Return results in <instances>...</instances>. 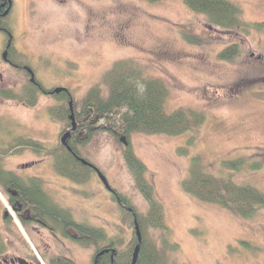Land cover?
Segmentation results:
<instances>
[{
	"label": "rangeland",
	"instance_id": "374dc122",
	"mask_svg": "<svg viewBox=\"0 0 264 264\" xmlns=\"http://www.w3.org/2000/svg\"><path fill=\"white\" fill-rule=\"evenodd\" d=\"M231 1L240 6L245 21L264 23V0ZM12 7L5 21L13 33L14 55L34 69L47 89L66 87L81 119L87 117L84 100L93 88L108 97L106 76L119 61L131 66L130 74L141 90L149 80L165 85L167 112L185 109L204 115L201 124L178 135L146 131L126 135L121 114H111L97 121L111 130H97L78 144L80 155L146 215L150 202L137 187L126 148L144 163L166 224V228L149 224L147 232L165 264H264V206L243 217L199 199L183 186L192 159L198 156L208 173L264 192V27L249 32L222 28L192 11L185 0H13ZM6 40L0 31V88L25 90L29 76L3 58ZM235 43L240 55L232 61L220 59L221 50ZM56 104L53 95H41L35 106L0 95L2 166L23 178L39 177L58 206L78 222L120 240L118 249L123 251L136 229L98 173L79 183L55 167L51 152L64 145L61 137L72 130V122L69 127L67 120L51 114ZM19 137L46 149L37 152L21 145ZM235 159H243L244 166L223 167L224 161ZM0 232L6 244L0 264H20L19 258L48 264L53 256L92 263L91 244L61 233L56 237L36 222L23 223L1 185Z\"/></svg>",
	"mask_w": 264,
	"mask_h": 264
},
{
	"label": "trees",
	"instance_id": "16d2710c",
	"mask_svg": "<svg viewBox=\"0 0 264 264\" xmlns=\"http://www.w3.org/2000/svg\"><path fill=\"white\" fill-rule=\"evenodd\" d=\"M156 2L158 0H150ZM186 5L194 12L205 14L210 23L225 29H238L249 32L252 28L264 27L263 22H247L242 18V10L239 5L231 0H185ZM9 17V16H8ZM0 18V25L9 30L10 36L12 30L7 25L6 19ZM1 32H3L1 30ZM8 38V35L3 32ZM238 44H231L219 53L220 59L235 60L241 53ZM14 49H10L11 56ZM124 62L115 63L113 69L107 73V80L110 82V93L108 97L103 98L98 88H93L84 100V108L87 117L81 119L82 113L77 111L74 101L75 116L77 120L76 129L72 130L69 146L61 145L60 149H53L52 157L59 173L71 178L72 180L83 183L87 181L94 170L91 166L84 164L79 157L83 158L78 151V144L91 138L97 131L102 129H112L104 124L97 125L101 118H109L111 114L120 113V121L124 126V133L128 135L132 131L160 132L170 135H178L193 129L195 125L202 123L204 115L196 111L177 109L173 112H167L165 109V100L167 88L158 80H149L145 82V87L141 90L134 82V74ZM27 74V72H26ZM28 75V74H27ZM43 88L46 89V87ZM0 95L3 98L14 99L25 102L29 106L37 105L39 97L45 95L39 87L29 82L25 90H16L15 88L1 87ZM59 104L50 108L51 114L60 120H67L71 127L70 106L71 94L66 91L55 94ZM125 109V111H122ZM193 118V119H191ZM190 119L194 122L191 123ZM79 132L85 135L81 138ZM21 145H28L35 148L37 152L46 149L44 145L36 141H24L22 137L17 138ZM185 153L187 148H183ZM125 159L134 173L137 187L150 202L148 214L139 213L130 205L129 199L119 191L113 189L112 197L126 214L133 220L135 228V217L138 220L141 231V243L138 258L135 264H165L163 256L156 244L152 241L147 232V227L151 224L154 227L166 228L161 205L154 197V190L146 178V166L134 154L131 148L127 147ZM243 159L228 160L223 162V167L237 170L244 166ZM203 163L198 156L193 157L189 176L184 180L185 190L203 201L216 202L220 205L232 209L243 217H250L259 206H264V192L248 184H238L231 179L221 178L208 173L203 169ZM0 185L6 190L9 201L12 205L16 200L24 207H30L39 217L47 216L58 220L62 226L63 235L68 236L66 228L73 226L81 235L82 242L94 244L98 250L108 248L109 251L103 253L97 258L96 264H132L133 254L138 244V236L135 230V236L128 245V248L121 251L118 245L122 242L108 237L107 233L97 227L86 223L73 220L71 212L58 206L52 200L48 192L43 187L42 180L39 177H29L23 180L22 177L3 168L0 156ZM15 188L18 191L13 196L7 188ZM131 208V210H129ZM48 211V212H47ZM47 212V213H46ZM8 217L7 220H9ZM21 219V218H20ZM23 223L25 221L21 219ZM166 238L164 239V242ZM168 242L166 243V245ZM169 247V244L167 245ZM171 247V246H170ZM6 244L0 232V254L5 250ZM48 264H82L71 261L67 257L53 258Z\"/></svg>",
	"mask_w": 264,
	"mask_h": 264
},
{
	"label": "flooded vegetation",
	"instance_id": "af4514ba",
	"mask_svg": "<svg viewBox=\"0 0 264 264\" xmlns=\"http://www.w3.org/2000/svg\"><path fill=\"white\" fill-rule=\"evenodd\" d=\"M13 6V0H0V18H6V17H8L10 14H11V10H12V7ZM8 11V12H7ZM7 12V13H6ZM6 13V14H5ZM3 31V32H5V34H7L8 35V38H7V40H6V42H5V48L3 49V52H4V50L6 49V47H7V45H8V43H9V36H10V33H9V30L6 28V27H4V26H1L0 25V31ZM11 36H12V43H11V46L9 47V50H8V55H7V59H6V62L9 64V65H11L12 67H14V68H20V69H23L25 72H27V74H28V76H29V79H30V82L31 83H33V84H35L37 87H39L40 88V90L45 94V95H53V96H55V94H57V93H52V90H54V88H46V89H44L43 88V84H42V82H40L38 79H37V77H36V73H35V71H34V69L33 68H31L32 70H33V72H34V74H35V81H33L32 80V76H31V73L29 72V70H28V68H29V66L27 65V64H23V63H21L20 61H19V59L17 58L18 56L17 55H14V53H13V55L11 56V54H10V49L11 48H13L14 49V38H13V34H11ZM66 92H68V91H66ZM70 104V103H69ZM78 123V122H77ZM70 131H71V134H70V136H69V138L67 139V143L69 144V140H70V138L72 137V135H73V133H72V130L71 129H69ZM79 134V136H81L82 134H83V132H79L78 133ZM62 142V141H61ZM73 151V150H72ZM90 166V165H89ZM93 168V170H94V173H96L97 174V171H96V169L94 168V167H92ZM23 178V177H22ZM29 179V177L28 178H23V180H28ZM44 187V186H43ZM44 189H45V187H44ZM7 190L13 195V196H16L17 194H18V191H17V189H15V188H11V187H8L7 188ZM46 190V189H45ZM109 190V189H108ZM110 191V193H112V191L111 190H109ZM46 192H48L47 190H46ZM49 194V193H48ZM50 195V194H49ZM51 197V196H50ZM56 204V203H55ZM12 208L14 209V211L16 212V214L21 218V219H23L24 221H25V224L26 223H28V222H36V223H38V224H40V225H42L44 228H46V229H49V230H51V232L53 233V234H55V236L56 237H59V234L58 233H61V234H63V231H62V226H60L59 225V222H58V220L57 219H55V218H51V217H48L47 216V214H46V216H44V217H39V216H37V214L35 213V212H33L32 211V209L30 208V207H24L23 206V204L22 203H20L19 201H15L14 203H12ZM48 212V211H47ZM46 212V213H47ZM72 214V213H71ZM7 215V214H6ZM72 216H73V214H72ZM74 218V217H73ZM73 220H75V221H77L75 218L73 219ZM71 230H74V231H76L77 232V234H73V235H70L71 233ZM66 231H67V233H68V236H71L73 239H75L77 242H80V243H83V244H86V243H84V242H82L81 240H79V238H81V235L79 234L80 232L76 229V228H74L73 226H68L67 228H66ZM93 247H94V254H93V259H92V263L91 264H96V261H97V258L100 256V255H102L103 253H105V252H108L109 251V249L108 248H105V249H103V250H98L97 248H96V246L94 245V244H91ZM31 256V255H30ZM64 257H66V256H64ZM53 258H56V259H59V257H56V256H53L52 258H50V259H53ZM67 258H69V257H67ZM50 259H48V261L50 260ZM48 261H47V263H48ZM19 262H20V264H32L31 262H28L26 259H21V258H19ZM14 264H16V263H14Z\"/></svg>",
	"mask_w": 264,
	"mask_h": 264
},
{
	"label": "water",
	"instance_id": "95a60500",
	"mask_svg": "<svg viewBox=\"0 0 264 264\" xmlns=\"http://www.w3.org/2000/svg\"><path fill=\"white\" fill-rule=\"evenodd\" d=\"M11 43H12V36L10 37L9 43H8L6 49L4 50L3 54H2L3 58L5 60L8 58L7 55H8V50H9V47L11 46ZM28 70L31 73L32 80L35 81V74H34L33 70L30 67L28 68ZM62 91H68V89L66 87H63V86H57V87L54 88V90H52V93H60ZM70 110H71L70 119H71V122H72V130H74L77 127V120H76V116H75V111H74V105H73V99L72 98L70 100ZM70 134H71L70 130L66 131L63 134V136L61 137V141L70 151H72L71 147L67 143V139L69 138ZM79 159L84 164H87V165H90L91 167H94L96 169L101 181L106 186V188H108L109 190L113 191V188L110 185V183L108 182L106 176L94 164H92L91 162H89L85 158L79 157ZM134 223H135V229H136V233H137L139 242H138V244H137V246L135 247V250H134L132 264H135V262H136V260L138 258V254H139V250H140V243H141V231H140L139 223H138V220H137L136 217H135Z\"/></svg>",
	"mask_w": 264,
	"mask_h": 264
}]
</instances>
